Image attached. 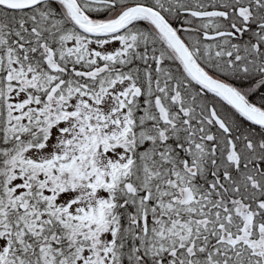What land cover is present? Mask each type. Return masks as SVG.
Instances as JSON below:
<instances>
[{
  "label": "snow or ice",
  "instance_id": "1",
  "mask_svg": "<svg viewBox=\"0 0 264 264\" xmlns=\"http://www.w3.org/2000/svg\"><path fill=\"white\" fill-rule=\"evenodd\" d=\"M0 264H264V0H0Z\"/></svg>",
  "mask_w": 264,
  "mask_h": 264
}]
</instances>
